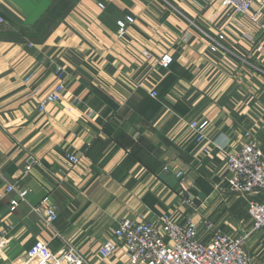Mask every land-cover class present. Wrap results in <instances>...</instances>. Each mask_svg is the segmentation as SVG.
Segmentation results:
<instances>
[{
    "label": "crops",
    "instance_id": "obj_1",
    "mask_svg": "<svg viewBox=\"0 0 264 264\" xmlns=\"http://www.w3.org/2000/svg\"><path fill=\"white\" fill-rule=\"evenodd\" d=\"M0 11V233L9 231L0 264H22L37 241L92 264H129L124 245L106 258L100 247L121 220L164 212L192 215L202 233L205 219L233 235L252 230L247 200L224 179L243 143L256 139L264 154V12L255 19L218 0H0ZM58 65L65 91L40 112L28 94L53 92ZM205 120L207 140L197 141L190 124ZM32 158L39 164L25 173ZM10 183L30 190L16 208ZM45 196L58 212L52 227L33 211ZM246 249L264 264V230Z\"/></svg>",
    "mask_w": 264,
    "mask_h": 264
},
{
    "label": "built area",
    "instance_id": "obj_2",
    "mask_svg": "<svg viewBox=\"0 0 264 264\" xmlns=\"http://www.w3.org/2000/svg\"><path fill=\"white\" fill-rule=\"evenodd\" d=\"M218 1L241 14L253 10L255 19L264 12V0ZM100 6L104 8L103 4ZM5 21L0 11V25ZM127 21L133 22V18L127 17ZM119 25V35L123 36L127 23L121 21ZM212 50L216 51L217 47L213 45ZM145 54L149 55L148 52ZM173 62L174 56L169 52H164L159 59V64L165 68ZM56 73L59 83L53 92L38 98L40 88L35 87L28 94L29 100L37 101L40 112H45L49 104L60 101L65 91L64 69L58 65ZM31 80L32 75L28 74L25 83L28 84ZM151 95L158 97L157 90H153ZM74 104L79 105L80 100L75 98ZM190 127L195 131L197 141L207 140L208 120L191 122ZM204 152L210 154L211 149L207 147ZM67 157L72 163L79 162V157L73 153H69ZM37 164L39 161L32 158L25 166V173H29ZM227 171L228 175L224 179L226 188L235 196L247 200L248 213L253 220L252 230L233 235L217 226L212 220L205 219L202 233L192 215H188L185 222H179L169 212L162 213L159 221H134L125 218L115 228L113 237L102 244L99 254L104 258L110 257L117 252L120 245H124L129 264H252V257L246 249L247 240L252 231L264 230V154L256 139L243 143L228 154ZM176 175L180 192L185 197L186 203L195 208V198L186 184V173L178 171ZM9 192L16 193L15 197L10 199L11 207L16 208L21 203L27 202L30 190L10 183L6 186V193ZM33 211L47 227H52L58 217L56 206L48 196L43 197L33 206ZM8 233V230L1 231L0 249L7 247ZM22 264L92 263L73 247H64L59 252H53L48 243L37 241L24 253Z\"/></svg>",
    "mask_w": 264,
    "mask_h": 264
}]
</instances>
